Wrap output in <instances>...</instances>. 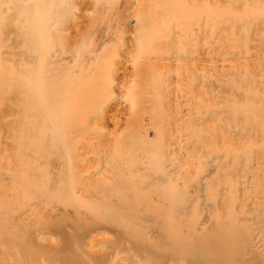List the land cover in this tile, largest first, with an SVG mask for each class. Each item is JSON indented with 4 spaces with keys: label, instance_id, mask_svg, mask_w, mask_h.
I'll return each instance as SVG.
<instances>
[{
    "label": "bare ground",
    "instance_id": "1",
    "mask_svg": "<svg viewBox=\"0 0 264 264\" xmlns=\"http://www.w3.org/2000/svg\"><path fill=\"white\" fill-rule=\"evenodd\" d=\"M0 264H264V0H0Z\"/></svg>",
    "mask_w": 264,
    "mask_h": 264
}]
</instances>
